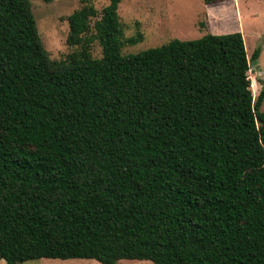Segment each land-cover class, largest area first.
Returning a JSON list of instances; mask_svg holds the SVG:
<instances>
[{
	"label": "trees",
	"instance_id": "trees-1",
	"mask_svg": "<svg viewBox=\"0 0 264 264\" xmlns=\"http://www.w3.org/2000/svg\"><path fill=\"white\" fill-rule=\"evenodd\" d=\"M92 1L56 61L31 0H0V260L264 264L261 47L208 32L123 55L141 33Z\"/></svg>",
	"mask_w": 264,
	"mask_h": 264
},
{
	"label": "rangeland",
	"instance_id": "rangeland-1",
	"mask_svg": "<svg viewBox=\"0 0 264 264\" xmlns=\"http://www.w3.org/2000/svg\"><path fill=\"white\" fill-rule=\"evenodd\" d=\"M32 10L39 34L49 56L53 60L66 58L78 46L67 42L68 16L81 8L84 0H31ZM100 12L108 0L91 2ZM238 8V10H236ZM118 13L123 27V37L140 32L142 39L135 44H125L121 54L136 53L160 46L173 38L194 39L205 33H227L240 31L244 39L248 58L255 48L261 47L256 64L249 69L251 89L257 97L264 87V0H122ZM92 20L91 23H93ZM93 32V29H91ZM93 57H100L102 49L98 41L90 45ZM264 112V100L260 106ZM0 264H5L0 260ZM20 264H101L86 258H40ZM117 264H153L146 259H120Z\"/></svg>",
	"mask_w": 264,
	"mask_h": 264
},
{
	"label": "crops",
	"instance_id": "crops-1",
	"mask_svg": "<svg viewBox=\"0 0 264 264\" xmlns=\"http://www.w3.org/2000/svg\"><path fill=\"white\" fill-rule=\"evenodd\" d=\"M236 10H238V8H236ZM240 32H241V27H240Z\"/></svg>",
	"mask_w": 264,
	"mask_h": 264
}]
</instances>
